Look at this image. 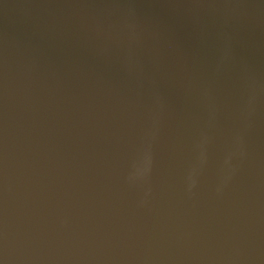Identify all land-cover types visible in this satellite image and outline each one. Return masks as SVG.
<instances>
[{"label":"water","instance_id":"95a60500","mask_svg":"<svg viewBox=\"0 0 264 264\" xmlns=\"http://www.w3.org/2000/svg\"><path fill=\"white\" fill-rule=\"evenodd\" d=\"M0 264H264V0H0Z\"/></svg>","mask_w":264,"mask_h":264}]
</instances>
